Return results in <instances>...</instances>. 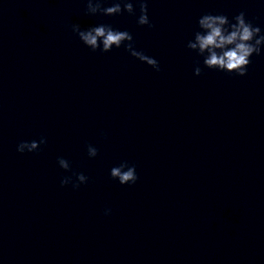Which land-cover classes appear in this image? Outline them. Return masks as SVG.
<instances>
[{"label": "clouds", "instance_id": "9594fccd", "mask_svg": "<svg viewBox=\"0 0 264 264\" xmlns=\"http://www.w3.org/2000/svg\"><path fill=\"white\" fill-rule=\"evenodd\" d=\"M135 2L139 8L137 24L153 28L154 25L148 16V0H135ZM105 3L106 0H87L86 14L116 16L127 12L129 15H136L133 0H112L111 6L107 7L104 6ZM197 25L199 30L195 31L193 39L189 40L186 46L197 56L203 57V65L208 69L245 76L251 63L250 58L254 54H261L262 46H264V33L261 32L260 27L254 26L246 19L244 12L234 16L231 21L224 14L206 13L198 19ZM71 28L92 52L99 50L102 53H108L114 47L123 46L132 57L146 63L155 71H160L159 62L155 58L136 50L133 36L126 30L115 29L110 24L82 29L77 23L71 25ZM201 74L202 68L195 67L194 75L200 76ZM46 143L45 137H41L39 141H22L17 145V151L20 153L35 152ZM87 154L89 158H95L98 155V149L89 144ZM57 163L63 170L71 171L70 163L65 158L59 157ZM73 176L75 181H73ZM110 177L121 185H133L139 179L135 165H129L127 161L112 167ZM88 180L89 177L82 172L73 173L72 176H64L60 184L61 187L71 184L73 189H78ZM110 211V209L105 210V215L110 214Z\"/></svg>", "mask_w": 264, "mask_h": 264}]
</instances>
